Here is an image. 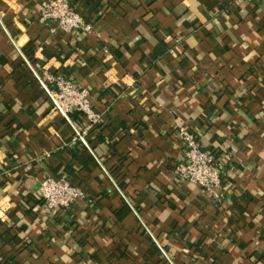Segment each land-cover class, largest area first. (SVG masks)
<instances>
[{"label":"crops","instance_id":"crops-1","mask_svg":"<svg viewBox=\"0 0 264 264\" xmlns=\"http://www.w3.org/2000/svg\"><path fill=\"white\" fill-rule=\"evenodd\" d=\"M0 0V264H264V0ZM89 90L101 124L53 111L44 73ZM180 127L222 199L173 176ZM84 193L46 210L42 180Z\"/></svg>","mask_w":264,"mask_h":264},{"label":"built area","instance_id":"built-area-1","mask_svg":"<svg viewBox=\"0 0 264 264\" xmlns=\"http://www.w3.org/2000/svg\"><path fill=\"white\" fill-rule=\"evenodd\" d=\"M43 18L53 23L57 29L69 35L90 33L91 24L77 12L70 0H49L43 3ZM45 88L52 100L53 111L70 120L72 113L81 114L87 124L78 131L70 145L86 144L88 132L99 126L102 115L97 113L90 101L89 90L79 87L72 79L44 73ZM178 137L182 142V159L174 166L173 176L181 181L198 185L209 193L213 200L220 201L223 197L222 175L215 165V157L202 148L200 141L187 130L180 127ZM39 193L46 210H68L84 199V193L65 178L48 176L40 183Z\"/></svg>","mask_w":264,"mask_h":264},{"label":"trees","instance_id":"trees-1","mask_svg":"<svg viewBox=\"0 0 264 264\" xmlns=\"http://www.w3.org/2000/svg\"><path fill=\"white\" fill-rule=\"evenodd\" d=\"M6 264H17V263H6Z\"/></svg>","mask_w":264,"mask_h":264}]
</instances>
